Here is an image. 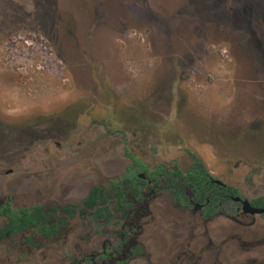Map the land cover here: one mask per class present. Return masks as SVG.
Here are the masks:
<instances>
[{"label": "rangeland", "instance_id": "374dc122", "mask_svg": "<svg viewBox=\"0 0 264 264\" xmlns=\"http://www.w3.org/2000/svg\"><path fill=\"white\" fill-rule=\"evenodd\" d=\"M129 112L153 165L189 147L264 182V0H0V138L54 118L63 147L121 148Z\"/></svg>", "mask_w": 264, "mask_h": 264}, {"label": "flooded vegetation", "instance_id": "af4514ba", "mask_svg": "<svg viewBox=\"0 0 264 264\" xmlns=\"http://www.w3.org/2000/svg\"><path fill=\"white\" fill-rule=\"evenodd\" d=\"M250 9L233 10L247 32ZM127 118L133 138L96 152L54 142V118L1 133L0 264H264V182L189 147L153 165L150 120Z\"/></svg>", "mask_w": 264, "mask_h": 264}, {"label": "trees", "instance_id": "16d2710c", "mask_svg": "<svg viewBox=\"0 0 264 264\" xmlns=\"http://www.w3.org/2000/svg\"><path fill=\"white\" fill-rule=\"evenodd\" d=\"M195 165L197 166L198 169H202V163L195 158Z\"/></svg>", "mask_w": 264, "mask_h": 264}, {"label": "water", "instance_id": "95a60500", "mask_svg": "<svg viewBox=\"0 0 264 264\" xmlns=\"http://www.w3.org/2000/svg\"><path fill=\"white\" fill-rule=\"evenodd\" d=\"M256 211H258V210H253V209H252V212H256Z\"/></svg>", "mask_w": 264, "mask_h": 264}]
</instances>
